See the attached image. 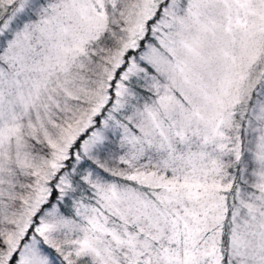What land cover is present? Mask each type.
Here are the masks:
<instances>
[{
  "label": "snow or ice",
  "instance_id": "snow-or-ice-1",
  "mask_svg": "<svg viewBox=\"0 0 264 264\" xmlns=\"http://www.w3.org/2000/svg\"><path fill=\"white\" fill-rule=\"evenodd\" d=\"M0 264H264V0H0Z\"/></svg>",
  "mask_w": 264,
  "mask_h": 264
}]
</instances>
